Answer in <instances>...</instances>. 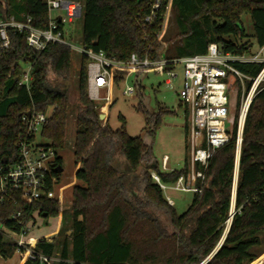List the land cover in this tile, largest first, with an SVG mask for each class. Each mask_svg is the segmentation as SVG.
Masks as SVG:
<instances>
[{
    "label": "trees",
    "instance_id": "16d2710c",
    "mask_svg": "<svg viewBox=\"0 0 264 264\" xmlns=\"http://www.w3.org/2000/svg\"><path fill=\"white\" fill-rule=\"evenodd\" d=\"M152 1L84 0L83 14L79 17L82 44L119 60H127L133 53L162 59L163 40L159 39V33L164 20L159 15L151 25L144 21ZM171 1L180 37L176 42L180 44L176 56L166 59L204 53L213 42L225 52L246 50L252 45L243 21L246 14L251 15L257 43L264 44V0ZM0 14L5 20L11 16L19 21L30 17L31 23L41 29L49 28L52 19L47 0L21 3L0 0ZM58 23L66 38L70 29L64 22L58 20ZM10 37L11 47L0 62V165L4 159L10 164L20 161L22 116L29 111L41 112L53 107L42 135L56 151L64 149L71 105L73 48L49 43L38 52L27 44L24 33L11 31ZM87 63L82 55L73 144L75 162L80 166L76 177L85 186L73 188L70 233L65 230L61 239L41 237L32 243L34 250L49 257L72 260L74 264H202L213 253L206 264L253 262L259 256L257 250L264 247V88L249 107L238 154L242 90L237 80L233 82L230 97L235 92L236 98L230 113L232 138L209 160L202 192L194 193L191 205L179 214L152 172L163 183L173 184L182 175L189 177V161L181 169H161L153 142L148 144L142 136H131L123 117L119 129H114L109 120H102L89 97ZM25 64L32 65L29 89L20 84ZM263 66V63H236L238 69L254 77ZM125 74L127 70H118L115 80L124 79ZM138 109L145 115L147 133L154 141L163 115L173 111L163 106L153 111L143 103ZM118 148L129 172L121 171L115 163ZM62 165L63 158L57 156L52 170L56 178L59 175L56 169ZM196 168L203 169L200 165ZM129 174L139 180V185L129 179ZM1 176L0 171V179ZM200 183L198 180L197 184ZM9 194L0 204V255L12 258L19 250L21 264H41L28 257L26 247L8 240L5 229L21 231L22 226L11 219L16 211L22 210L23 219L29 223L35 212L47 214L46 217L61 216L64 207L55 198L27 204L13 190ZM233 209L229 231L215 252Z\"/></svg>",
    "mask_w": 264,
    "mask_h": 264
},
{
    "label": "built area",
    "instance_id": "2783aa9c",
    "mask_svg": "<svg viewBox=\"0 0 264 264\" xmlns=\"http://www.w3.org/2000/svg\"><path fill=\"white\" fill-rule=\"evenodd\" d=\"M170 1L153 0L149 4V11L144 17L146 24L151 25L159 15L165 21ZM50 12L53 9H64L65 16L51 19L49 28L41 29L27 20H17L14 16L0 21V62L11 47L10 32L24 33L27 44L38 52H42L49 43H62L73 48L71 43L64 37V32L59 29L58 20L65 24L72 23L83 14V3L72 0H47ZM165 6V12L162 9ZM159 33V39L163 34ZM87 60L88 92L91 100L109 99L115 73L118 70H127L125 77L138 73L150 67L161 66L167 71L169 77L166 84L174 87L173 80L179 77L176 64L183 65V87L180 91L181 101L187 109L189 116V132L192 142L190 175H182L172 187L183 191L201 193L206 180L205 172L209 160L215 152L227 144L231 138V114H230V90L234 81H238L241 94V107L238 122L237 145L238 152L241 148L242 135L249 107L257 95L264 88V66L257 76H251L236 67V63H263L264 44L257 43L248 46L242 52H225L218 43H210L206 52L183 58L153 60L148 55L140 57L133 53L127 60H119L108 56L104 51L95 52L82 44L76 48ZM32 65L25 64L20 84L28 89L32 85ZM136 87L127 85L124 94L132 95ZM51 109V110H50ZM53 113L51 106L47 111L25 113L22 116L23 131L19 136L20 161L16 164L2 162L0 171V204L7 197L9 191L17 193L21 201L33 204L41 199L54 198L53 186L56 176L52 170L56 164L58 153L52 146L51 141L44 138L42 130L48 123ZM40 138V139H38ZM200 140V146L196 145ZM167 160L165 156L164 161ZM200 165L203 169H197ZM166 169V162L164 163ZM153 177L163 190L168 184L161 181L160 177L152 172ZM201 180L200 184L197 181ZM13 197V196H11ZM170 204L174 200L167 196ZM11 219L18 222L22 227L20 232L6 229L8 234H15L19 238L12 239L18 245L26 247L29 258L39 260L41 264H74L72 260L63 259L60 256H46L38 253L25 237L29 233V223L23 219V211H16ZM64 262V263H63ZM90 264V263H81Z\"/></svg>",
    "mask_w": 264,
    "mask_h": 264
},
{
    "label": "rangeland",
    "instance_id": "374dc122",
    "mask_svg": "<svg viewBox=\"0 0 264 264\" xmlns=\"http://www.w3.org/2000/svg\"><path fill=\"white\" fill-rule=\"evenodd\" d=\"M18 3L22 0H16ZM64 9H53L51 16L53 18L59 15L65 16ZM2 17L0 14V21ZM244 25L248 34V39L254 44V49L257 48L255 38V30L251 15L243 16ZM67 29H70V35L66 38L73 46L72 71L69 80V93L71 98L70 115L68 118L67 130V145L64 149L57 150L58 156L63 158V170L59 172L53 186L54 198L61 201L64 207V214L61 216L46 217L39 212L34 213V218L29 222V233L25 237L26 240H32L40 237L61 239L65 230L70 227V212L73 202V188L76 185L85 186V182L76 177V173L80 166L76 164L74 158L73 144L76 134V110L78 103L77 85L79 80L81 56L82 54L76 49L82 47V22L76 20L72 23H66ZM178 26L175 21L173 4L170 1V8L167 17L164 21L163 34V58L167 56H176L178 42ZM168 38V39H167ZM176 42V43H175ZM180 44V43H179ZM176 71L179 77L173 80L174 87L166 84V79L169 77L167 71L161 66L156 68L150 67L138 73H134L120 81H114L109 99L94 100L100 114H105V120H109L114 129L121 128L123 117L126 121V129L131 136H142L148 144L153 142V151L161 169L164 168V158L167 156L166 171L181 169L186 161L191 160L192 142L190 132H186V127L189 129V116L187 109L181 101L180 91L183 87V65L176 64ZM127 85L136 87V92L132 95L124 94ZM236 94L232 92L230 97V113L235 104ZM143 103L148 109L157 111L160 106L170 108L173 113L163 115L162 122L157 129L154 141L147 133V125L145 115L138 109V105ZM51 110V109H50ZM232 116V115H230ZM40 139V138H38ZM200 146V140L196 142ZM115 163L123 172H129L130 168L118 152L115 156ZM237 176V173H236ZM235 176V186H236ZM130 180H134L136 185H139V180L133 174L128 175ZM235 188V187H234ZM166 196L174 200V206L179 214L184 213L191 205L194 192L175 189L172 184H168V188L164 190ZM68 221V222H67ZM70 231L69 229L67 232ZM8 240L19 238L15 234H8L5 229ZM264 247H261L257 252L259 256L249 264H264ZM263 251V252H262ZM58 252L57 255L59 254ZM20 251L18 250L13 256V261H18Z\"/></svg>",
    "mask_w": 264,
    "mask_h": 264
},
{
    "label": "water",
    "instance_id": "95a60500",
    "mask_svg": "<svg viewBox=\"0 0 264 264\" xmlns=\"http://www.w3.org/2000/svg\"><path fill=\"white\" fill-rule=\"evenodd\" d=\"M28 115H31V111H29L28 112ZM105 117H106V115L105 114H100V118L103 120V119H105ZM238 154H240V150H239V152H238ZM3 162H8V160L7 159H4L3 160ZM63 170V167L62 166H59L57 169H56V172L57 173H59V172H61ZM238 175V174H237ZM236 180H237V176H236ZM236 184H237V181H236ZM236 188V187H235ZM235 194V193H234ZM47 214H45V216H46ZM233 216H234V209L232 210V212H231V219H230V221H229V224H228V227H227V230H226V233H225V235H224V237L222 238V240H221V242H220V244L218 245V247L216 248V250H215V252L218 250V248L221 246V244L223 243V241H224V239H225V237H226V235H227V232L229 231V228H230V225H231V221H232V218H233ZM68 233H70V231H68ZM214 255V253L211 255V256H209L202 264H206L211 258H212V256Z\"/></svg>",
    "mask_w": 264,
    "mask_h": 264
},
{
    "label": "crops",
    "instance_id": "0c3cea01",
    "mask_svg": "<svg viewBox=\"0 0 264 264\" xmlns=\"http://www.w3.org/2000/svg\"><path fill=\"white\" fill-rule=\"evenodd\" d=\"M72 1H77V2H80V3H84V0H72ZM58 17H61V15H59ZM76 20H80L79 18H77ZM75 20V21H76ZM74 22V21H73ZM167 157V156H166ZM167 161H168V159L166 160V161H164L163 162V164L166 162V169L168 168L167 167ZM41 238V237H40ZM37 239H39V238H36V239H32V240H28L29 242H33V241H35V240H37ZM21 252H20V254H19V259H18V261H13V257L12 258H8V259H6V258H4V257H2L1 255H0V264H21Z\"/></svg>",
    "mask_w": 264,
    "mask_h": 264
}]
</instances>
